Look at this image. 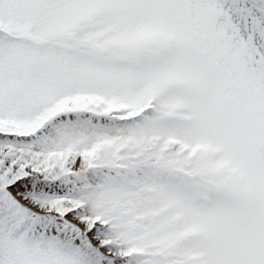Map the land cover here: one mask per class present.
Here are the masks:
<instances>
[{"label":"snow or ice","instance_id":"snow-or-ice-1","mask_svg":"<svg viewBox=\"0 0 264 264\" xmlns=\"http://www.w3.org/2000/svg\"><path fill=\"white\" fill-rule=\"evenodd\" d=\"M0 264H264V0H0Z\"/></svg>","mask_w":264,"mask_h":264}]
</instances>
